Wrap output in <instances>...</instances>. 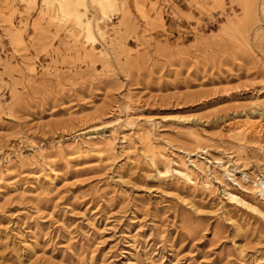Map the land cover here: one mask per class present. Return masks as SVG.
<instances>
[{
	"label": "rangeland",
	"instance_id": "obj_1",
	"mask_svg": "<svg viewBox=\"0 0 264 264\" xmlns=\"http://www.w3.org/2000/svg\"><path fill=\"white\" fill-rule=\"evenodd\" d=\"M100 2L0 0V264H264V0Z\"/></svg>",
	"mask_w": 264,
	"mask_h": 264
},
{
	"label": "bare ground",
	"instance_id": "obj_2",
	"mask_svg": "<svg viewBox=\"0 0 264 264\" xmlns=\"http://www.w3.org/2000/svg\"><path fill=\"white\" fill-rule=\"evenodd\" d=\"M100 9H101V26L102 29L106 26V18L109 16V12L114 9L115 5L113 0H100ZM79 17V16H77ZM86 28L87 32H90L89 26L84 27ZM84 28L82 30H84ZM226 175L229 177L230 174L226 173ZM257 188V191L260 193V195L264 198V182L258 180L257 183H255Z\"/></svg>",
	"mask_w": 264,
	"mask_h": 264
},
{
	"label": "crops",
	"instance_id": "obj_3",
	"mask_svg": "<svg viewBox=\"0 0 264 264\" xmlns=\"http://www.w3.org/2000/svg\"><path fill=\"white\" fill-rule=\"evenodd\" d=\"M153 1V0H152ZM161 0H159V2H160ZM176 5H178L179 6V8L181 9V10H183L182 8H181V6L184 4V0H172ZM148 6H149V4H147ZM130 6H133V3H132V1H130ZM167 9H168V7H167Z\"/></svg>",
	"mask_w": 264,
	"mask_h": 264
}]
</instances>
